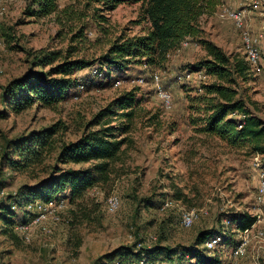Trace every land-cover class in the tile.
<instances>
[{
  "label": "rangeland",
  "instance_id": "rangeland-1",
  "mask_svg": "<svg viewBox=\"0 0 264 264\" xmlns=\"http://www.w3.org/2000/svg\"><path fill=\"white\" fill-rule=\"evenodd\" d=\"M57 1L55 13L37 17L27 15L33 0H0V111L6 109L4 97L9 84L31 69L41 50H61L63 55L72 53L73 59L96 61L76 75L86 77L97 68L104 69V79L108 65L101 62L113 42L143 35L148 27L147 21H141L140 3L124 2L107 10L96 1ZM222 2L244 10L245 26L256 35H264V0ZM218 12L219 5L204 15L199 35L188 37L189 44L173 50L161 65L129 64L118 85L99 86L101 78H93L89 87H80L79 94L58 104L36 103L22 112L0 116L1 208L4 203L15 205L23 187L45 177L55 157L53 154L32 170H13L5 159L7 153L14 155L8 145L11 139L62 120L68 125L62 132L63 139L76 140L84 125L116 97L137 89L139 102L130 131L116 132L118 138L128 141L115 180L93 187L79 204L68 200L55 216L37 223L33 222V212L28 222L22 221L24 213L31 212L26 209L28 203L21 211L17 207L14 225L0 220V264H173L163 253L151 256L150 250L187 247L201 231L217 230L226 231L230 239L212 252L220 255L222 264H264V240L251 238L246 253L236 257L233 251L239 235L229 226V216L232 219L242 211H260L255 201L258 173L254 158L258 153H251L247 146L231 147L217 137L198 132L200 124H192L194 119L204 117L206 100L200 88L216 80L206 75L198 77V73L204 75L203 71H191L193 65L208 57L199 39L214 42L229 55L245 56L241 29L233 21L219 18ZM191 72L195 73L191 78L177 79ZM156 73L160 75L159 85L173 94L171 109H166L157 95L152 79ZM236 88L251 111L264 120V59L258 72L250 70L247 80L237 79ZM120 121L112 124L119 125ZM177 188L185 194L181 200L173 196ZM111 195L120 199V207L113 213L105 205ZM167 199L173 203L164 208ZM191 209L199 216L191 227H185L182 214ZM23 224L28 225L25 233L17 229ZM257 227L264 229V221ZM121 248L129 257L110 262L104 259ZM142 248L146 256L139 260L136 255ZM186 257L182 260L188 264Z\"/></svg>",
  "mask_w": 264,
  "mask_h": 264
},
{
  "label": "trees",
  "instance_id": "trees-1",
  "mask_svg": "<svg viewBox=\"0 0 264 264\" xmlns=\"http://www.w3.org/2000/svg\"><path fill=\"white\" fill-rule=\"evenodd\" d=\"M102 3L107 10H113L124 2L140 3L141 21L148 22L146 33L131 38L120 37L109 48L102 64L108 69L104 79L101 74L91 73L78 77L76 73L95 64L82 58H71L72 53L63 55L61 50H41L34 57L31 69L22 77L14 79L5 91L6 109L0 111L5 117L11 111L22 112L36 103L43 106L58 104L74 94H79L80 86L89 87L93 78H101L99 86L115 84L126 76L129 64L161 65L170 53L177 49L188 37H197L201 32V18L216 10L222 0H88ZM34 6H37L36 8ZM59 8L57 0H33L28 7V16L43 17L55 13ZM80 36L83 35L79 34ZM207 51L208 57L192 66L191 71H203L216 80L202 85L205 106L204 117L194 119L196 130L208 136L217 137L234 148L247 146L251 153L264 155V120L254 114L244 97L236 88L237 79L247 80L250 70L256 72L245 56L229 55L221 47L207 39H199ZM49 66L46 70L45 67ZM114 72V73H113ZM115 74V75H113ZM107 78V82L105 79ZM178 79V78H177ZM137 89H132L113 99L100 109L85 125L82 135L76 140L66 141L62 132L68 125L58 122L38 130H32L9 141V148L14 155L6 154L7 166L13 170H32L43 165L53 154L54 163L48 174L34 185H26L19 192L13 203L18 209L35 200L47 201L59 194L64 195L71 204L82 202L90 189L112 183L119 174L118 162L122 159L123 146L128 139L118 138L116 132L126 134L132 127L136 115ZM202 98V97H201ZM162 102V101H161ZM120 123L113 125L114 120ZM201 121V123L199 122ZM89 164L87 167L70 165ZM176 199L185 197L182 189L177 188L173 195ZM14 198V197H13ZM17 209V210H18ZM18 210V211H19ZM13 204L4 203L0 208V220L14 225L18 213ZM32 212H25L23 223L28 222ZM257 216L249 211H242L229 216V226L237 234L257 223ZM22 224V223H20ZM18 225V224H17ZM16 225V226H17ZM221 235L222 241H229L226 231H201L193 244L180 249L169 247L150 250L151 256L163 253L166 260L186 264H222L220 255L205 247L211 236ZM232 238V236H231ZM221 241V242H222ZM221 244V243H220ZM201 248V246H203ZM131 255V254H130ZM138 259L145 258L144 248ZM129 257L124 248L108 253L104 259L110 262L116 258ZM139 259V260H140ZM195 260V261H193ZM176 261V262H175Z\"/></svg>",
  "mask_w": 264,
  "mask_h": 264
},
{
  "label": "built area",
  "instance_id": "built-area-1",
  "mask_svg": "<svg viewBox=\"0 0 264 264\" xmlns=\"http://www.w3.org/2000/svg\"><path fill=\"white\" fill-rule=\"evenodd\" d=\"M258 2H254V6H257ZM218 16L221 19H228L235 23V25L241 29L244 49L246 54V59L252 66V68L258 72L260 70V64L262 59H264V35L254 34L251 30H249L245 26V11L238 10L233 8L232 6L227 5L224 2H221L219 5V12ZM2 43L0 42V45ZM188 41H184L183 45H188ZM93 74H101L99 70L96 68L93 71ZM192 74L195 73H186L180 74L177 76L179 81L185 80V78H191ZM198 77L202 78L205 77L202 73H198ZM153 82L157 85V95L162 101L164 107L166 109H171L173 106V94L169 89L161 87L160 83V75L154 74L152 77ZM120 84V81L116 82V85ZM81 89L84 88L83 85L80 86ZM80 90V89H79ZM254 166L257 170V177H258V186L255 195V201L259 206L260 211L254 213L257 216L258 220L257 223L254 224L252 227L242 230L238 233L239 235V243L236 245L233 254L237 256H242L247 251V246L251 240V238H259L264 240V229L258 228V223L264 221V158L261 154H257L254 158ZM173 201L171 199H167L164 203V208L172 205ZM68 205V199L64 197V195L59 194L47 201L43 200H35L29 202L26 205V209L33 212L35 214V219L33 220L34 223L38 221H43L48 219L49 217L55 216L58 211L62 208H65ZM106 209L108 212H116L120 207V199L117 195H111L106 199ZM263 207V208H262ZM13 208L16 209L17 205H13ZM199 214L195 209L187 210L182 214V224L185 227H191L194 222L197 220ZM24 233L28 229V225H20L17 227ZM27 238V237H26ZM221 235H214L211 236L205 242V247L208 250H213L216 248L222 241ZM137 264V263H132ZM142 264V262H140Z\"/></svg>",
  "mask_w": 264,
  "mask_h": 264
}]
</instances>
